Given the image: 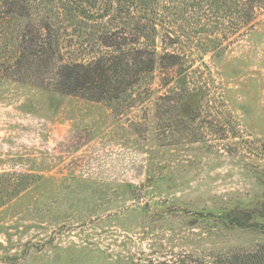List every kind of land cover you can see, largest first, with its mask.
<instances>
[{
	"label": "rangeland",
	"instance_id": "1",
	"mask_svg": "<svg viewBox=\"0 0 264 264\" xmlns=\"http://www.w3.org/2000/svg\"><path fill=\"white\" fill-rule=\"evenodd\" d=\"M189 34L182 79L202 92L170 120L158 64L111 102L0 77V264H228L264 246V11L217 54Z\"/></svg>",
	"mask_w": 264,
	"mask_h": 264
},
{
	"label": "trees",
	"instance_id": "2",
	"mask_svg": "<svg viewBox=\"0 0 264 264\" xmlns=\"http://www.w3.org/2000/svg\"><path fill=\"white\" fill-rule=\"evenodd\" d=\"M260 11L264 0H0V77L111 102L152 79L158 64L168 72L159 106L170 120L184 101L202 92L182 79L187 56L181 37L196 33L217 54L251 30ZM160 30L165 34L158 56ZM174 72L177 80L169 81ZM201 106L193 108L191 121ZM222 123L232 124L227 116ZM232 131L222 130V139ZM229 223L251 226L235 218ZM228 264H264V246Z\"/></svg>",
	"mask_w": 264,
	"mask_h": 264
}]
</instances>
